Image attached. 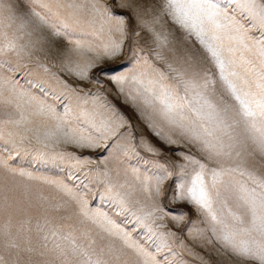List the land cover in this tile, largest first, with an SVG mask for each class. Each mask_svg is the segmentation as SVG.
Instances as JSON below:
<instances>
[{
  "label": "snow or ice",
  "instance_id": "6c2138e0",
  "mask_svg": "<svg viewBox=\"0 0 264 264\" xmlns=\"http://www.w3.org/2000/svg\"><path fill=\"white\" fill-rule=\"evenodd\" d=\"M21 4L0 0V147L17 155L33 141L44 149L103 148L100 163L34 151L68 163L112 212L92 207L78 187L0 156V171L52 189L0 183V264H186L176 248L208 264L175 231L161 230L171 215L161 204L169 180L173 202L200 217L202 226L186 229L193 242L229 264H264V0H28L26 12ZM130 18L139 30H130ZM142 33L150 43L140 44ZM126 41L130 70L101 69L93 78L99 61L121 55ZM49 57L61 58L59 72L44 62ZM36 69L58 85L51 95L68 102L62 112L49 102L46 81L29 80L41 96L15 75ZM59 73L102 87L105 76L152 134L177 149V160L142 157L162 153L136 136L100 88L85 91ZM186 215L171 218L179 227Z\"/></svg>",
  "mask_w": 264,
  "mask_h": 264
},
{
  "label": "rangeland",
  "instance_id": "374dc122",
  "mask_svg": "<svg viewBox=\"0 0 264 264\" xmlns=\"http://www.w3.org/2000/svg\"><path fill=\"white\" fill-rule=\"evenodd\" d=\"M105 2L111 5L113 3V0H105ZM27 6L28 0H22L20 10L22 12H26ZM115 10L123 11L126 16L131 17V12L128 10H122L119 8H116ZM129 28L130 30H139L137 22L134 19L130 18ZM45 34H48L46 30ZM142 36L144 37V39L140 41V44H145V41L150 43V39L146 33H142ZM57 47H64V42L59 41L57 43ZM39 55L43 60V54L40 53ZM60 59V57H49L44 62L47 63L50 68H52L53 72H59ZM53 65H55V67ZM131 66L129 43L128 41H126L123 53L115 57L114 59H103L99 61V66L93 69L91 76L95 78L97 76V73H99L101 69H112L113 67H117L122 71H128L130 70ZM29 67H33V65H30ZM23 72L24 70H21V72L15 74L17 79L20 80V84L24 88L31 89V91H33L37 95L42 96L43 93L40 92L38 88H35L31 84H29V80L46 81L43 87L46 91L49 92V102L54 104L57 111L62 112L64 105L68 102L62 97L60 99H55V97L51 95V91L58 88V85L55 83V81L51 80L46 74H44L42 69H36V72L32 76H25ZM59 75L68 80V82L70 84H73L74 86L79 84V87L83 88L85 91H95L97 88H100V91L104 93V95L107 97V100L111 104L115 105V107L124 114L128 121H130L136 136H143L162 153V155L154 157L150 153L142 151V157L148 160L155 159L161 163L168 164H171L177 160V156L175 155V151L177 149L166 146L152 134L145 121L141 118L139 111L131 103L126 102L125 97L118 92L117 87L114 84L110 83L105 76L101 75L99 77V79L103 83L102 87L101 85L92 83L91 80L88 82H77L74 78H69L64 73H59ZM35 149H43L47 153L73 152L78 156L91 157L96 163H100L101 159L106 155L103 148L95 150L80 149L72 145L53 143L50 144L47 149H44V146L42 144H37L35 141H33L31 144L26 143L23 146V150L20 151L19 155H17L15 152L9 154L8 151H4L3 148L0 147V156L7 158L8 163L17 170L23 169L27 172H31L33 176L36 177H49L52 179L63 180L70 186L78 187L80 190L86 192L90 201V205L92 207H100L106 211H109L110 213L112 212V209L107 202H102L98 198L94 199V197L97 196V191L94 185L90 184L83 175L77 173L75 169L69 166L68 163L60 161L59 159L54 160L50 155L46 157L39 156L34 151ZM179 150L186 149L181 146ZM131 163L136 164L137 161L132 160ZM89 167H95V164L89 165ZM21 181L31 184L34 189L43 190L46 194L52 191L49 185L42 184L40 180L27 181L25 178L19 176L13 177L7 172L0 171V183L11 185L14 183H19ZM84 184H89V188L92 190L88 191L87 189H84ZM171 187L172 181H166L163 186L164 196L161 198V204L168 212L171 213V215H178L180 213H186L187 215L185 216L184 221L180 223L179 227L176 226V223L172 220L171 215L166 216L163 223H165L167 227L161 230L168 231L170 229L172 231H175L183 239L188 248L204 257V259L208 261V264H229V261L226 258L215 255L210 248L206 249L204 247H201L199 242H193L186 229L202 226L199 224L200 217L192 205L181 201L173 202L172 192L170 191ZM115 218L118 220V222L123 223L125 221V217L117 216ZM127 227L129 229H132L133 225L128 224ZM133 234H138V238L141 240V242H144L146 240L144 232L139 228H137ZM148 243L150 244L151 242L149 241ZM175 250L180 253V256L177 257V259H183L184 261H186V264H202L201 260L197 259L196 256L189 254L187 250L181 248H176ZM232 264H236V262L233 261Z\"/></svg>",
  "mask_w": 264,
  "mask_h": 264
}]
</instances>
